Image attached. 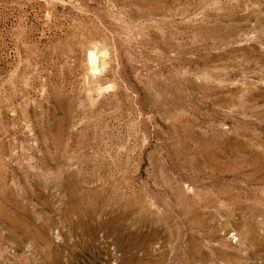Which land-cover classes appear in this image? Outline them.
Returning <instances> with one entry per match:
<instances>
[{
	"label": "rangeland",
	"instance_id": "rangeland-1",
	"mask_svg": "<svg viewBox=\"0 0 264 264\" xmlns=\"http://www.w3.org/2000/svg\"><path fill=\"white\" fill-rule=\"evenodd\" d=\"M0 264H264V0H0Z\"/></svg>",
	"mask_w": 264,
	"mask_h": 264
}]
</instances>
